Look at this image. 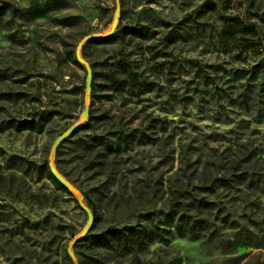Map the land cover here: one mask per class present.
Wrapping results in <instances>:
<instances>
[{"label":"rangeland","instance_id":"374dc122","mask_svg":"<svg viewBox=\"0 0 264 264\" xmlns=\"http://www.w3.org/2000/svg\"><path fill=\"white\" fill-rule=\"evenodd\" d=\"M0 264H264V0H0Z\"/></svg>","mask_w":264,"mask_h":264},{"label":"water","instance_id":"95a60500","mask_svg":"<svg viewBox=\"0 0 264 264\" xmlns=\"http://www.w3.org/2000/svg\"><path fill=\"white\" fill-rule=\"evenodd\" d=\"M119 13H120V8H118L117 10V16H116V19H115V23H114V26H113V30L116 29L117 27V24L119 22ZM83 43L84 41H81L80 44L78 45V48H77V57H78V60L83 63L86 68H87V92H90L91 89H92V82H93V73H92V68H91V65L90 63L82 56V47H83ZM89 116V110L86 109L84 115H83V118L84 119H87V117ZM77 125H73L71 128H69L65 133H63L61 136H59L53 147H52V152H51V157H53V154L55 152V149L56 147L63 141L65 140L67 137H69L73 131L76 129ZM50 169H51V172L52 174L54 175V177L61 183L63 184L67 189H74V185L69 181L67 180L59 171L58 169L55 167L53 161L50 162ZM85 210L87 211L88 213V216H89V223H88V226L86 227L85 229V234H88L92 228V225H93V213L91 211V209H89L88 207H85Z\"/></svg>","mask_w":264,"mask_h":264},{"label":"trees","instance_id":"16d2710c","mask_svg":"<svg viewBox=\"0 0 264 264\" xmlns=\"http://www.w3.org/2000/svg\"><path fill=\"white\" fill-rule=\"evenodd\" d=\"M244 27V26H243ZM235 25L234 24H229L227 26V28L225 29V36L230 40L232 41L233 43H238L239 40L237 38V33L238 31L235 30ZM252 30L256 33V30L252 28ZM89 42H92V40H90ZM244 49H249L250 46L247 45L245 47H243ZM128 69H126L125 72H127ZM92 86L94 87L95 84L93 83ZM122 88V87H121ZM54 181L60 185L65 191H68V189L63 185L61 184L55 177H53ZM206 203V200L205 199H202V200H199L198 201V206H202ZM97 243H103V244H107L108 242L111 243V242H114V241H118V243L124 245L125 242H126V239L123 238V236L118 232V231H113L112 233L110 234H102V235H99V236H92Z\"/></svg>","mask_w":264,"mask_h":264}]
</instances>
